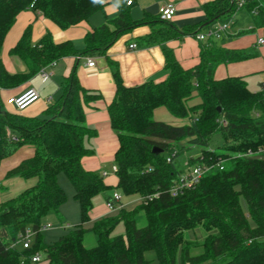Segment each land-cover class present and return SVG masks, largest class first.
<instances>
[{
    "label": "trees",
    "instance_id": "1",
    "mask_svg": "<svg viewBox=\"0 0 264 264\" xmlns=\"http://www.w3.org/2000/svg\"><path fill=\"white\" fill-rule=\"evenodd\" d=\"M134 4L135 0H0V87H15L66 57L107 56L119 38L141 26L151 27V33L141 39L145 47L182 37L172 21L162 20L161 15L134 20ZM108 5L117 7L118 16L89 32L82 50L71 42L56 44L50 33L34 44L28 27L11 50L12 56L26 64L27 73L11 75L6 70L3 42L21 12H40L61 29H68L105 11ZM244 8L257 13V24H264V0H246ZM205 10L211 21L239 8L235 0H216ZM250 56L209 42L201 50L199 64L184 69L173 52L165 50L167 79L134 87L125 86L118 67L113 68L116 99L108 111L119 139L116 189L124 196L159 193V197L133 210L123 208L88 229L84 225L91 220L94 198L109 190L103 177L82 165L83 158L92 153L85 145V137L92 131L85 124L84 104L100 95L81 85L75 66L64 81L61 98L42 118L5 110L0 96V164L20 147L32 145L34 157L11 174L38 178L35 187L0 206V264H34L31 258L37 253L47 264H151L145 258L148 251L156 253L159 264H264V154L262 158H235L264 149V91L252 92L243 78H215L221 63ZM195 92L201 102L190 107ZM158 108L187 123L173 126L154 120ZM216 134L224 140L221 152L210 148ZM154 148L161 152L155 153ZM193 148L201 151L189 158L192 165L230 159L224 170H214L195 189L172 197L170 188L180 173L175 160ZM61 173L75 189L81 223L48 245L40 229L46 226L43 219L47 214L59 213L67 200L58 181ZM241 197L248 213L241 206ZM141 215L144 227H139ZM121 223L125 234L115 235ZM198 227L207 232L204 241L186 240L185 232ZM28 229L37 232L31 248L15 245ZM91 233L97 244L87 248L85 237ZM198 249L200 253L194 254Z\"/></svg>",
    "mask_w": 264,
    "mask_h": 264
},
{
    "label": "crops",
    "instance_id": "2",
    "mask_svg": "<svg viewBox=\"0 0 264 264\" xmlns=\"http://www.w3.org/2000/svg\"><path fill=\"white\" fill-rule=\"evenodd\" d=\"M214 1L216 0H135V4L131 8V15L136 21H141L147 16H159L161 10L167 5H174L176 13L172 23L181 32L182 37L169 40L162 45L145 47L141 39L151 33V27L141 26L119 38L109 49L107 56L66 57L44 67L53 72V76L48 81L44 82L39 73L33 77L37 76L42 84H48L47 88L36 86L28 79L15 87L0 90L3 103L8 97L18 96L27 89L37 90L40 100L22 112V115L28 118H42L49 106L61 98L64 81L76 66L81 85L89 92L100 95L98 99L84 104L85 124L92 131L85 137V145L92 153L83 158L82 165L86 171L103 177L109 190L102 193V197L100 194L94 198V208L91 212V222L93 223L90 227H85L86 229L91 228L96 221L116 215L119 212H110L106 207L107 198L110 197L106 193L117 190L118 182L114 168L116 167L115 154L119 149V139L111 127L108 111L109 106L116 99V84L113 77L115 66L118 67L122 81L127 87L138 86L148 81L158 83L168 77L165 68V50L173 52L184 69H193L200 62L203 46L209 42H214L215 45L225 50L245 51L251 55L246 60L221 63L215 72L216 80L243 78L252 92L264 91V44L259 43L260 39H264V24L260 20L259 22L262 24H257L256 16H254L257 13H252L248 8L239 9L229 16L207 21L205 6ZM118 14L119 11L116 6L108 5L105 11L97 12L89 20L68 29H61L40 12L25 10L17 16L15 23L4 39L1 51L3 64L11 75L27 73L26 64L19 58L12 56L11 50L19 43L28 27L31 28L34 44H37L47 33H50L56 44L71 42L76 49L82 50L85 47L86 35L107 20L116 18ZM229 22L232 23L230 29L223 32L220 39L200 41L196 38L199 34H204L210 29H216ZM133 43H137L139 48L131 50L130 45ZM88 58L95 59L96 67L94 69L86 67ZM193 95L194 98L188 102L190 107L201 102L196 92ZM3 106L6 107L5 110L15 112L6 104ZM153 118L158 122L173 126H182L187 123L185 120L173 117L165 108L156 109ZM35 152L34 146L24 145L1 162L0 206L37 185L38 178L27 179L11 174L25 160L33 158ZM72 188V190H68L69 195H73V192L75 195L73 185ZM133 196L135 197L132 199L131 196L123 195V208L133 210L140 205V196ZM66 227L68 228L69 225Z\"/></svg>",
    "mask_w": 264,
    "mask_h": 264
},
{
    "label": "built area",
    "instance_id": "3",
    "mask_svg": "<svg viewBox=\"0 0 264 264\" xmlns=\"http://www.w3.org/2000/svg\"><path fill=\"white\" fill-rule=\"evenodd\" d=\"M237 2V6L239 9H243L246 5V0H235ZM128 5H131V1L128 2ZM176 13V7L172 4L167 5L165 8L161 10V19L164 21H172ZM256 14V13H255ZM232 23H225L217 27L216 29H210L204 34H199L196 38L200 41H211L220 39L222 37L223 32L230 29ZM260 44H264V39L259 40ZM139 46L137 43H133L130 45L131 50L138 49ZM54 65V64H53ZM86 67L89 69H94L96 67V61L94 58H88L86 61ZM39 76L41 79L46 82L52 76L53 72L48 70V68H43L39 72ZM2 88L0 87V90ZM40 100L39 92L33 88L27 89L23 93L18 96H10L6 99L5 104L16 112H24L34 104H36ZM16 140V138H14ZM264 154V149H259L258 151L249 150L247 153H241L236 155L235 158H262ZM230 158H220L214 163H197L190 164L189 160L186 161L183 165V168L180 169L179 176L175 179L172 187L170 188V194L172 197H177L188 190L195 189L200 182L203 180L205 176L212 173L214 170H224L225 163ZM167 162H171V158H167ZM117 167L114 168V172L116 173ZM106 175V174H104ZM159 197V193H154L147 196H140L139 203L148 204L154 199ZM123 195L119 192L114 193L109 201L106 203V207L110 212H117L123 209ZM52 225L47 224L46 226L40 229V232L52 229ZM37 235L36 231L27 230L24 234L19 236L18 241L15 245H20L24 249H30L35 236ZM43 258L40 253L32 256L31 261L34 264L42 262Z\"/></svg>",
    "mask_w": 264,
    "mask_h": 264
},
{
    "label": "rangeland",
    "instance_id": "4",
    "mask_svg": "<svg viewBox=\"0 0 264 264\" xmlns=\"http://www.w3.org/2000/svg\"><path fill=\"white\" fill-rule=\"evenodd\" d=\"M30 80L36 86H42V87L47 88L48 84H42V81L37 76L30 78ZM43 85H45V86H43ZM4 108H6V107L4 106ZM223 143H224V140H223L222 135L216 134L210 142V148L212 150H216L218 152H221L222 150L220 149V147L223 145ZM200 151H201L200 148H193L192 150H190L186 154L177 158L175 160V164L180 169H182L184 163L186 161H188L190 157L196 156V154L200 153ZM59 184L64 189L66 196H67V200L60 207L59 213L52 211L49 214H47V216L43 219L44 225L50 224L53 226L52 229L41 232L43 242L48 244V245L54 244L63 235H65L67 232L71 231L72 229H74L76 226H78L81 223L79 202L75 199L74 192H73V195H69L68 190H72L73 188H72L71 182L69 181V179L67 178V176L64 173L60 174ZM116 192L121 193L119 190H114V191L112 190L106 194L112 197L114 195V193H116ZM102 196H103V194H101V197ZM134 197L135 196H131L132 199ZM240 203H241V206H242L244 212L248 213V210H249L248 205H247L246 200L243 197L240 198ZM92 223L93 222H91V220H90V222L86 223V225H84V227H90ZM67 225H69L68 228L66 227ZM145 225H146V221H145L144 217L141 215L140 221H139V227H144ZM114 234L115 235H124L125 234V228H124V225L122 223L117 226ZM206 236H207V232L202 227H198L194 230H189V231L185 232V239L189 240V241H193L194 243L203 242L204 239L206 238ZM33 241H35V238ZM96 244H97V238L93 233L86 235L85 245L87 248H92V247L96 246ZM200 251H201L200 249L195 250L194 254H198V253H200ZM145 258L148 261H150L151 264H159V262L157 260L156 253L154 251L146 252ZM40 264H46V262H42Z\"/></svg>",
    "mask_w": 264,
    "mask_h": 264
},
{
    "label": "water",
    "instance_id": "5",
    "mask_svg": "<svg viewBox=\"0 0 264 264\" xmlns=\"http://www.w3.org/2000/svg\"><path fill=\"white\" fill-rule=\"evenodd\" d=\"M155 153H160L161 152V150H159V149H157V148H154V150H153Z\"/></svg>",
    "mask_w": 264,
    "mask_h": 264
}]
</instances>
